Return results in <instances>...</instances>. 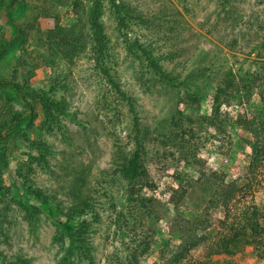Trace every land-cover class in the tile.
I'll list each match as a JSON object with an SVG mask.
<instances>
[{
    "label": "rangeland",
    "instance_id": "374dc122",
    "mask_svg": "<svg viewBox=\"0 0 264 264\" xmlns=\"http://www.w3.org/2000/svg\"><path fill=\"white\" fill-rule=\"evenodd\" d=\"M10 2L0 82L23 88H0V264H264V232L222 249L264 211L247 123L264 91V0ZM217 93L225 131L171 145L178 114L210 117Z\"/></svg>",
    "mask_w": 264,
    "mask_h": 264
},
{
    "label": "trees",
    "instance_id": "16d2710c",
    "mask_svg": "<svg viewBox=\"0 0 264 264\" xmlns=\"http://www.w3.org/2000/svg\"><path fill=\"white\" fill-rule=\"evenodd\" d=\"M20 1L21 0H11L8 8L11 9L14 5L19 3ZM2 4H4V0H0V6H2ZM16 28H17V26H16ZM96 31H98L97 32L98 34H101V29L98 27V25L96 26ZM51 37L52 36H50V38ZM12 43L14 44L13 41H12ZM48 46H50V45H48ZM6 55H7V52L5 50H4V52H0V59L1 60L4 59V57ZM4 87H14V88H18V90L23 88V86H20V85L15 83L14 77L9 82H0V88L3 89ZM219 90H221V89H219ZM220 98H221L220 94L217 93L214 95L213 112H212V115L210 117H201V119H195L194 120L190 117H184V116H182V114H178L179 116L174 119L173 124H172V128H171V129H173V136L171 135V138H173V140H171L172 141L171 145H173L176 148L179 147L178 148L179 150H181V149L183 150L185 148V145L183 144L182 141L191 142L195 137V133H196L195 127H198V126L200 127L201 125H204V124H206V126H209L210 128H213L217 131L224 132L225 131L224 130V128H225L224 124L225 123L221 120V118H220L221 116L219 113L220 112V103H221ZM260 99H261L260 111L252 119H249L247 121L248 126H249L248 129L254 135V138H255V141L253 143L249 144L251 154H250V161H249L248 169H251V170L256 165H257L256 167H258L259 165L263 164V162H264V91L262 92ZM193 101L196 103H199V99L196 97L193 99ZM184 130L187 131V136L181 137L179 139V135H181V133H182L181 131H184ZM179 143H182V145H179ZM136 144L138 147L137 152L142 150V142L139 141ZM193 156H195V155H193ZM134 169H135V175H137L139 178H141V180L146 178V170L143 168L142 165L137 166L136 164H134ZM137 185L138 184L134 183V185L130 188V191H129L130 197H132V198L134 197L133 199L135 201L140 199V193H141L140 188H139V190L136 189ZM228 187H229V189H228L227 195L225 197V203H227V205L232 201V199L234 198V192L237 190V188L234 185H230ZM140 201H142V199ZM151 203L152 202H150V204ZM260 219L264 220V211L261 213L257 208L253 207L250 211L249 216L244 215L242 217V220L240 221V229L237 231L234 229L235 235L233 236V238L229 239V240H224L223 245H222V249L226 250V252L230 254V253H232L231 248H230L232 241H236L237 239H238L237 241H240L241 237H245L247 239H249V237H250V239H252L251 237L254 238V236L259 235L260 232H264V228L261 227V225H260ZM237 226H239V225H237ZM237 226H235V227H237ZM233 228H234V226H233ZM249 231H250V234L247 233ZM179 249L182 250L184 248H179ZM174 259H176V258H174ZM174 261H177V260H174ZM199 264H202V263H199Z\"/></svg>",
    "mask_w": 264,
    "mask_h": 264
}]
</instances>
